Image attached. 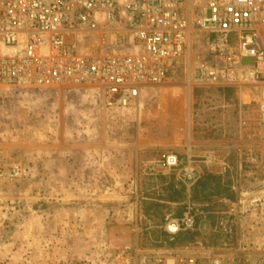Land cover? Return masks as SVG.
<instances>
[{"label":"rangeland","instance_id":"obj_1","mask_svg":"<svg viewBox=\"0 0 264 264\" xmlns=\"http://www.w3.org/2000/svg\"><path fill=\"white\" fill-rule=\"evenodd\" d=\"M192 50L125 105L91 87L0 91V264H264V84L197 86ZM189 162L220 178L198 200ZM188 208L193 229L168 232Z\"/></svg>","mask_w":264,"mask_h":264},{"label":"built area","instance_id":"obj_2","mask_svg":"<svg viewBox=\"0 0 264 264\" xmlns=\"http://www.w3.org/2000/svg\"><path fill=\"white\" fill-rule=\"evenodd\" d=\"M195 43V85L264 84V0H0V91L91 87L125 105L188 63ZM181 176L196 181L190 162ZM191 210L168 232L193 229Z\"/></svg>","mask_w":264,"mask_h":264},{"label":"trees","instance_id":"obj_3","mask_svg":"<svg viewBox=\"0 0 264 264\" xmlns=\"http://www.w3.org/2000/svg\"><path fill=\"white\" fill-rule=\"evenodd\" d=\"M209 179H212L216 183L220 181L219 177H213V176H209V175H207L206 177H202V178L198 179L195 182L194 186L190 189L191 200H198L199 199L198 193H200L201 192L200 190L203 189L207 185V181ZM168 189H169V191H171V193L168 194V201L169 202L178 203L184 199L185 187L182 184H176V183L170 182L168 184ZM216 189H217V191L213 192L212 195H220V192H219L217 187H216ZM199 197H202V195ZM220 197L232 200L230 197L228 198V196H226V195H223Z\"/></svg>","mask_w":264,"mask_h":264},{"label":"bare ground","instance_id":"obj_4","mask_svg":"<svg viewBox=\"0 0 264 264\" xmlns=\"http://www.w3.org/2000/svg\"><path fill=\"white\" fill-rule=\"evenodd\" d=\"M239 97H240V99L243 101V102H245V103H247L248 102V100H247V96H243L242 94L241 95H239ZM249 99V98H248Z\"/></svg>","mask_w":264,"mask_h":264}]
</instances>
